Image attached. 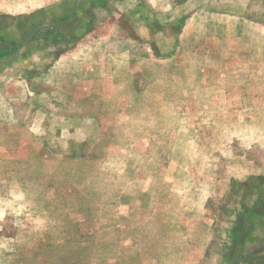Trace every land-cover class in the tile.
Masks as SVG:
<instances>
[{
    "label": "rangeland",
    "instance_id": "obj_1",
    "mask_svg": "<svg viewBox=\"0 0 264 264\" xmlns=\"http://www.w3.org/2000/svg\"><path fill=\"white\" fill-rule=\"evenodd\" d=\"M0 264H264V0H0Z\"/></svg>",
    "mask_w": 264,
    "mask_h": 264
}]
</instances>
